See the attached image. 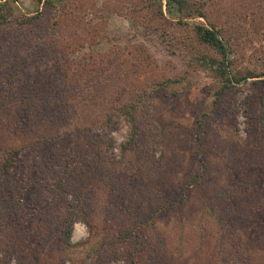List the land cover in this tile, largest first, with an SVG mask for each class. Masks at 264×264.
I'll use <instances>...</instances> for the list:
<instances>
[{"label":"trees","instance_id":"obj_1","mask_svg":"<svg viewBox=\"0 0 264 264\" xmlns=\"http://www.w3.org/2000/svg\"><path fill=\"white\" fill-rule=\"evenodd\" d=\"M36 1L44 8L27 16L16 15L9 0H0V54L4 53L5 45L18 48L13 55H0V129L11 135L0 145V264H11L12 260L15 264H39L50 252L56 256L55 261L65 263L62 252L58 257V248L54 245L71 246L74 222H84L91 237L98 235V230L104 231L105 227L94 220L99 201L98 191L92 188L95 184L106 186L109 191L108 215L112 214V208H118L125 223L117 229L107 228L114 233L113 238L99 242L93 264L118 261L175 264L157 225L168 213L184 208L195 190L204 197L203 211L220 227L219 233L212 234L208 232L212 221L201 222L202 231L198 234L203 243L197 249L208 257L207 264H264V163L249 164L248 160L259 159L242 156V166L228 164L231 152L224 147L225 161L230 166L224 170L213 169L210 155L216 152V144H225L222 136L228 132L220 127H209L208 115L201 112L189 134L198 148L195 159L200 167L195 163L187 179L176 188L166 191L153 187L151 191L150 183L141 181L143 163L153 161L159 149L162 159L167 156L160 141L165 139L166 126L162 117L153 118L143 109L148 99H157L158 89L166 83H159L150 92L133 78L144 66H150L151 56L142 46L114 45L105 53L86 54L77 60L72 56L80 48L92 49L93 42L95 45L110 42L105 31L96 34L99 29L90 27L83 29L90 42L79 36L80 32L79 35L74 32L62 45V51H55L53 56L47 50L43 53L44 45L36 37L53 34L54 38L60 29H65L63 18L82 9L84 4L78 7L77 1L83 0ZM217 1L168 0L171 9L205 18L208 25L192 26L184 19L171 20L165 15L160 0H125L120 11L134 13L145 32L160 34L163 43L177 42L194 50L195 41L203 47L204 53H195L192 60L223 80L211 113L219 109L216 114L221 118L217 120L225 122L222 99L226 92L234 88L242 93L244 90L238 86L248 79L253 80L251 86L264 89V72L234 74L230 42L221 34L216 21L210 19L209 2ZM29 29L31 34H25ZM186 30L194 34V41L186 35ZM9 36L16 37L15 44L9 42ZM98 36H103V40L96 39ZM20 44L31 50L26 59L21 56L24 49ZM136 48L139 56L133 53ZM135 57L139 62L136 66L131 64ZM113 88L119 98L128 100L118 112H111L109 108ZM250 90L245 109L246 132L249 144L254 142L255 145V140L264 141V90L259 100L255 88ZM121 116L128 121L130 133L117 157L113 139L106 144L95 121L106 119L109 126H116ZM50 133L53 137L48 138ZM156 134L160 135L159 139ZM30 135L34 138L27 137ZM259 161H264V155ZM127 162L129 167L124 166ZM120 170L124 171L119 173ZM212 170L221 172V179L217 180L221 191L215 193L210 191ZM261 193L259 207L252 204L247 211L250 204L246 195L256 197ZM213 202L231 206L218 208ZM218 210H221L219 214ZM150 230L154 233L152 238ZM103 231L101 233L106 232ZM127 246L132 249L125 250ZM211 247L212 255L219 254L217 258L210 254ZM179 253L184 254L180 250ZM191 257L196 264L201 259L193 254Z\"/></svg>","mask_w":264,"mask_h":264},{"label":"rangeland","instance_id":"obj_2","mask_svg":"<svg viewBox=\"0 0 264 264\" xmlns=\"http://www.w3.org/2000/svg\"><path fill=\"white\" fill-rule=\"evenodd\" d=\"M9 1L16 15L31 16L44 8L36 0ZM124 1H77L80 5L78 7H81L83 4L84 7L72 12L67 18H63L62 22L65 29H60L58 31L59 33L54 35V38L51 37L53 34L42 35L40 38H36L42 46L44 45L45 51L42 52L46 53L47 50L49 55L52 54L53 56L55 51L63 50L62 45L73 37L74 32L78 33V35L80 32L82 35L79 36L84 37L87 42H90L91 40L86 38L83 30L90 27L95 30L99 29L96 34L105 31L110 42L97 45L93 42L92 45L94 48L92 49L88 46L82 49L80 48L72 56L77 60L86 54L93 53L96 55L105 53L114 45L121 46L122 48L126 46H142L146 50V53L151 56L152 63H150V66H144V69L142 68L139 74L133 78L136 84L138 83V85L147 87L150 92L157 88L159 83H166L164 85L165 87L158 89L159 95L157 99L153 98L154 101L148 99V103L143 110L149 112L153 118H159L160 116L165 121V139H160V141L163 143L164 153L167 156L162 159L161 149H159L157 150L158 152L156 151L157 153L155 152L156 155L153 157V161L149 160V162H144L143 166L145 169L141 181L149 182L151 191L153 187L169 191L172 187L176 188L181 182L187 179L190 169L195 163L197 165L196 167H200L198 160L195 159L198 148L192 143L189 134L191 127L197 125L201 112L208 115L207 121L209 127H220L225 129L226 133L228 132L227 134L223 133L222 136L225 144L218 145L215 143L217 145L214 146L216 147V152L210 155L211 167L213 169L221 168L224 170L230 166L225 161L224 147L231 152V159L229 162L227 161L228 164L233 162L236 166H242L244 161H242V156H246L247 159L257 158L261 160V156L264 155V141L257 140L256 142L255 140V145L254 142L249 144L246 132L247 118L245 116V109L247 108V99L252 93L250 89L255 88L258 94V100L261 98V93L264 89L257 85L251 86V82L253 81L251 79H248L246 83L238 86L244 90L242 93L234 88L229 89L222 99V105L226 109V116L223 118L225 122L217 120L221 118V116L216 114L219 109L211 113L212 103L215 101L216 93L223 87L224 82L215 76L213 72L204 70V68H201L193 62L192 59L195 53L198 54L197 52H200V55L205 50L194 41V34L191 30H186L187 32L185 31V33L193 39L194 50L186 49L184 45L177 42L163 43L159 38L160 34L150 35L147 34L148 32H145L140 20L136 18L134 13L126 10L123 12L120 11ZM160 2L165 15L171 20L184 19V22L192 26L195 24L208 25L205 18L180 14L176 8L171 9L168 0H160ZM209 5L208 8L212 12L210 19L216 21L219 27H221V34L230 42L232 51L230 59L234 74L244 75L249 71L255 73L264 72V0H218L217 2H209ZM106 12L108 14L105 15ZM29 31L30 29L24 32L30 35L31 33ZM8 38L10 43L15 44V36H9ZM96 39L103 40V36H98ZM58 40L59 42H57ZM52 45L53 47H51ZM20 47L24 49L21 52V56L26 59L31 53V50L30 48H25L24 44H20ZM46 47L51 48L47 49ZM3 51L4 53L2 55L0 54L1 57L5 56V54L13 55V53L18 51V48L13 46L7 47L5 45ZM133 53L139 56L137 48ZM136 57L131 62L135 66L136 63H139L136 61ZM135 66L134 69L138 70ZM108 102L111 112H118L119 107L128 102V100L124 97L119 98L118 93L113 88L109 94ZM256 107L258 108L259 106L257 105ZM256 107L253 106L252 108L257 109ZM93 119H95V115H93ZM95 122L96 127H98L97 131L101 132L102 139H104L106 144L112 143L109 142V139H113L115 147L114 153L117 157H120V147L126 142L130 133L128 121L124 116H121L116 126H109L106 119ZM156 135L159 139L160 135ZM47 136L48 138L53 137L51 133ZM10 137V134L0 129V145H3L2 143ZM27 137L30 139L34 138L32 135ZM259 160H248V163L255 165H257L255 161L259 162L258 165L264 163V161ZM129 165L128 162L124 164L125 167H129ZM162 168H165V170ZM123 171L120 170L119 173ZM162 173L163 175H161ZM220 174V171L219 173L213 170L211 171V192L221 191L218 188L217 181L221 179ZM218 177L220 178L218 179ZM145 185L148 184L146 183ZM92 188H96V192L98 191L99 194V201L94 212V220H97L100 226L105 227L104 231L106 230V232L102 230L104 233H101L102 231L98 230V235L96 234L94 237H91L87 225L77 220L74 222L71 246L59 247L57 244L54 245L55 248H58L56 250L59 253L57 256L59 257L62 252L65 263L64 260H62L63 263L55 261L57 259L56 256H53L50 252L39 264H93L97 259V257L95 259L94 252L99 247V242L104 238L107 239V237L110 239L113 238L114 233L109 232L107 228L117 229L125 223L124 216H122V212L118 208L111 207L112 210L110 213L112 214L108 215L109 210L106 202L109 191L106 186L97 187V184H95ZM262 196L263 193L256 197H250L249 194L246 195L245 199L250 204L247 207V211L251 209L252 204L255 208H258L260 205L259 201L261 200L260 197ZM140 199L137 203H140ZM188 201L184 208L165 215L157 227L165 237L167 251H169L171 258H175L173 259L175 264H182L180 260L187 264H196L197 261L191 257L192 254L194 256H201L198 264H207L208 257L203 252H198L197 249L203 243V238H200L198 234L202 231L200 229L201 222H206L207 219L212 221L211 227L208 229V232L212 234L219 233L220 227L213 218L208 217L209 213L207 211H203V202L205 200L201 192L197 190L193 191ZM213 204L218 208L225 206L226 209L231 206V204L226 205L222 202H217L216 204L213 202ZM221 210H218V214ZM149 235L152 238L154 235L153 231L150 230ZM128 249H132V247H125V250ZM212 249L213 247L209 250L211 255ZM179 250L184 254L179 253ZM195 252H198L199 255L198 253L195 255ZM120 254L123 255V253ZM214 255L215 253L212 256ZM215 256L217 258L219 254ZM11 264H15V260H12ZM111 264H124V262H111Z\"/></svg>","mask_w":264,"mask_h":264}]
</instances>
